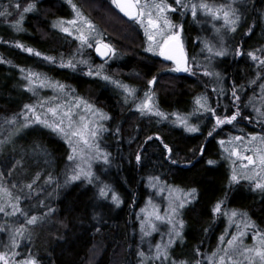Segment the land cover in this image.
<instances>
[{"label": "trees", "instance_id": "16d2710c", "mask_svg": "<svg viewBox=\"0 0 264 264\" xmlns=\"http://www.w3.org/2000/svg\"><path fill=\"white\" fill-rule=\"evenodd\" d=\"M19 2L22 10L29 0ZM9 3L15 4L16 0H0V10ZM73 3L94 23L101 34L99 40L112 44L116 54L109 57V62L108 59L98 61L93 47L80 48L76 33L69 35L53 27L61 18L67 21L75 15L68 0H36L37 10L25 14V31L22 32H17L0 17V128L14 115L20 120L24 105L35 103L33 91L24 87L28 83L25 79L27 72L21 69L38 71L49 81L65 85L73 100L83 98L109 117L105 120L107 131L101 134V142L104 150L111 154V164L105 172L99 173L103 174L102 180L120 195L122 203L117 207L110 201V196L108 199L99 198L96 184L72 181L65 185L69 170L73 168V163L68 160L70 146L51 129L33 124L14 135L0 152V167L6 162L36 158L41 178L34 191H26L30 198L22 202V207L27 209L30 203L38 202L29 215L47 212L39 201H44L52 192L50 200L45 203L55 211L34 226L36 235L30 240L32 242H21L16 251L21 256L31 251L40 264H139L138 211L148 196L146 178L151 175L184 192L196 189L195 199L179 215L185 221V227L183 243L178 241L173 245V256L177 260L199 259L195 252L197 248L205 255L216 251L219 237L224 234L228 222L226 216L212 213V207L218 201H224L226 210L246 212L264 231V193L254 191L247 180L230 183L233 167L241 175L244 170L237 163H229L231 156L226 151L227 147L231 149L232 136L264 134V123L259 122L251 105L243 110L244 117L251 114V122L238 118L237 122L221 125L214 131L215 119L210 113L191 115L193 124L200 128L198 132H188L173 122L175 115L193 113L197 107L195 98L202 94L208 95L209 103L218 108L221 116L231 115L235 110L232 106L233 85L240 86L244 103L250 97L261 96L260 85L264 80L256 76L257 65L247 53L264 47V0H244L241 19L228 40V54L222 56L221 63L216 66L223 77L222 85L216 77L204 75L205 65L200 62H196L199 66L194 68L195 75L172 71L171 60L146 51L148 44L144 30L138 22L121 15L111 0H73ZM18 15L16 13L11 20L17 19ZM169 18L175 25H183L186 54L197 60L202 51L201 29L190 10L183 16L179 12L170 13ZM96 40L91 43L95 44ZM17 41L43 55L38 57L25 52L16 46ZM237 47L243 51V56L234 54ZM78 49L84 58L90 60L94 70L97 65L105 64L103 75L134 87L137 102L145 97L146 92H154L155 104L168 114V119L141 116L131 100L124 102L122 89L102 76L87 75L90 66L77 64L75 70L62 67L61 61L72 60ZM256 54L264 55L259 51ZM44 56L54 57L55 63L45 60ZM260 71L264 75V69ZM153 77L156 81L149 85L148 81ZM252 79L257 83H249ZM220 87L224 88L223 95L214 91ZM210 131L211 136L208 135ZM149 136L153 139L147 140ZM221 140L225 141L223 146ZM164 144L173 149L172 153L167 152ZM138 152L142 154V162L136 160ZM209 159L216 163L208 164ZM174 160L178 162L173 163ZM34 176H29L28 182ZM49 176L52 182L45 183ZM57 184L61 187L57 188ZM17 216L7 222L9 227L22 221ZM6 240L8 243L0 241V251L11 250L5 248V243H10L8 232Z\"/></svg>", "mask_w": 264, "mask_h": 264}, {"label": "snow or ice", "instance_id": "6c2138e0", "mask_svg": "<svg viewBox=\"0 0 264 264\" xmlns=\"http://www.w3.org/2000/svg\"><path fill=\"white\" fill-rule=\"evenodd\" d=\"M68 3L71 5L75 17L72 20L65 21L63 18L54 22L53 27H58L64 33L69 35L74 34L78 31L79 35H76V39L80 41V48L83 49L85 46L88 48L95 47L96 53L99 56L109 58L116 54L115 47L104 42L102 39L96 40L95 44L91 43L95 39L96 35H101L96 32V26L94 23L86 17L83 12L80 10L76 3H73V0H68ZM234 3V0H233ZM233 3H221L219 5H210L201 0L200 3H189L186 0H173L172 3H169L168 0H158L152 4L148 3V0H111V4L114 5L120 12L130 19L138 22L141 27L144 28L145 35L149 42L146 51L155 52L159 49V55L165 57L167 60L175 62V67L172 71L176 72H191L195 75L194 68L199 66L196 64L195 57H188L185 52L184 45L182 42V32L183 25H175L173 21L169 18L170 13L179 12L181 16L185 14L186 11L190 10L193 18L195 19L198 15V11H203L206 15H210L212 19L219 20L223 19L224 24L222 27L227 28L231 32L236 31V26L238 21L241 19L239 15V9L233 6ZM10 9H15L11 11ZM37 10L36 0H29V2L23 6L21 10V4L19 0H16L15 4L9 3L0 10V17H3L6 22L10 24L17 32L25 31L23 28V22L25 20V14L31 13ZM19 13L18 18L11 20L10 18ZM145 17H147V25H145ZM65 23L69 27H65ZM80 24V28L75 26ZM213 28L216 32L219 43V47L215 43L209 42L207 40L201 41L203 43V51H207L209 54L205 57L206 60L211 61L215 57H222L228 54V49L223 46V35L220 33V29ZM179 29V30H177ZM252 29L249 28V32ZM157 36L160 37V40H157ZM199 40V38H197ZM216 39V37H214ZM162 41V43L160 42ZM16 46L23 49L25 52L34 54L35 56L43 55L41 52L35 50L32 47L26 46L25 44L17 41ZM79 51V49H78ZM259 51L264 53V47L257 49L255 51H249L247 56L256 63L257 73L256 76L264 80V75H261V69H264V55L258 56L256 52ZM236 56H243V51L237 47L235 53ZM44 59L55 63V58L52 56H44ZM191 61V62H190ZM5 63H11V61H4ZM80 64H89V61L86 59H81L78 61ZM62 67H68L76 69V63H73L72 60H68L66 63L61 61ZM104 65H97L95 70L90 66L88 72L86 73L89 76H102V79L109 81L116 85V87L122 89L124 95V102L128 103L131 100L136 107V110L139 111L141 116H151L155 115L161 119H168V114L161 111L158 105L155 104L154 92H146L145 97L139 102H137L136 89L131 87L119 80H114L110 75H102V70ZM22 72H27L25 79L28 81L24 87L28 88L29 91L34 90V86L39 83L42 87H52L54 89L63 90L65 85L59 82H51L46 76H42L40 73L33 72L31 70L21 69ZM204 75L214 76L221 85L223 84L222 74L216 71H209L208 67H204ZM156 77H153L148 81L149 85L155 83ZM251 84H256L257 80L252 79L249 81ZM261 96L256 97L255 99L249 98L247 103L242 102V96L240 95V86L233 85L232 87V98H233V107L235 108L232 111L231 115H219L218 108H213L209 103V97L206 94H202L195 98V105L197 106L193 113L189 115H196V113H210L215 119V124L213 126V131L215 128H219L221 125H230L238 121V118L248 119L250 122L252 120L251 114L248 117L243 116V110L246 109L249 104L252 106L253 112L259 119V122L264 123V83L260 85ZM218 91L219 95L224 94V88L220 87L219 89H214ZM257 101L262 105L257 107ZM83 104L85 111L90 112L92 116H95L94 120H87L85 116H80L79 121L74 119L75 114L77 113L80 105ZM40 107H43V103H40ZM67 108V111H62V109ZM47 113H51L52 117H58L56 120L50 122ZM47 113L43 116L37 112V106L32 104H25L24 108L21 110L20 116L23 117V123H20L17 116H13L5 120L6 124H20L18 128H15L14 131L10 132L9 136L5 140L0 141V149L3 145L11 140V137L20 133L26 128H29L33 124L43 125L45 128L51 129L57 134L63 135L68 144L70 145L72 151L68 156V160L72 162L75 167L69 170L67 179L65 180V185L72 181H86L88 184H96L98 188V197L101 199H108L111 197L112 203L117 207L122 203L120 195L113 190L112 186L108 183H105L100 175H97L92 170V163L95 160L102 161L104 165L111 164V154L106 150L100 147L98 143L100 136L103 132L107 131L104 124L101 121L109 119L107 114L103 113L100 109L94 108L93 105L89 104L83 98H76L73 102V106L69 107L67 104L60 105L57 104L55 107H49ZM99 113V115H97ZM65 120L67 123L65 124ZM177 123L185 128L188 132H198L200 128L195 124H190L187 117L177 116ZM120 129L117 128V132ZM209 136L212 135V131L208 133ZM249 143L255 144L259 142V146L254 149L246 148V151L251 150L253 155L244 156L243 159L247 160V164H243L242 168L244 170L243 174H238L235 167H233L232 175L230 177L231 184H238L241 180H247L251 182L252 189L259 190L261 193H264V134L249 133ZM153 137H147V140H152ZM236 141H240L242 137H234ZM231 142V141H229ZM221 146L225 144L224 140L220 141ZM164 148L168 153H172L173 149L168 145L164 144ZM203 147L201 152H203ZM227 151V149H226ZM240 157V153L233 149L230 153V156ZM137 162H142V154L140 152L136 155ZM79 161V162H77ZM177 163L178 161H172ZM191 161H188L190 163ZM208 164H214L216 161L209 159ZM22 167V161L16 160L12 163V167L8 170L7 176L5 173L0 171V213L5 217H24L25 223L20 224L18 227L10 228L5 223L0 224V232L9 233L8 245H5V248H10V251H0V264H40L39 260L34 256L31 251L27 254L21 256L19 251H16L19 248L21 239L25 238L27 233L28 238L30 239L31 233L28 232V226H37L42 222L50 213H53L55 209L48 207L45 201L40 200L39 205L47 208V212L42 214H32L29 215V211L22 207V202H25L26 199L30 197H24L21 195H13V189L17 188V184L13 183L10 186L5 184V180L8 177L14 175V170ZM40 173L37 172L34 178L24 184L20 189L23 192V188H27L29 193L35 190L37 181L40 179ZM150 181L159 180V177H149ZM52 177L49 176L48 180L45 183H51ZM61 187L57 184V188ZM150 187L159 188V191H164L163 187H160L156 183H151ZM169 206L165 210L164 215L160 214L159 208L154 207L153 211L146 212V209H141V212H146L144 218H140V231L142 233L141 239L143 240L146 236H151L153 232L158 231L156 221L161 222V224L166 223L170 225L168 229V239L165 242L163 239L156 243L154 246L149 245V252L146 253L142 248L137 252L139 258V264H264V231L260 230L256 223L252 221L246 212H239L236 209L226 210L223 205L224 201H218L212 207V213L214 215H224L228 218L229 224H235L237 227V232L230 234L231 238L228 237V233L222 234L219 237L220 244L216 251L212 252L211 255H205L201 252L200 248L195 249L196 254L199 256V259L189 260L187 258L177 260L173 256V245L178 241L183 243L184 241V232L185 221L183 219L177 220L181 211L185 206L193 199H195L196 189L193 188L189 192H184L178 188H172L169 186ZM173 193L177 195L173 196ZM49 196H52V193H48ZM149 203H151V197L149 198ZM239 217V219H237ZM95 218V217H94ZM139 218V217H138ZM243 225V228H240V225ZM249 229L253 230L251 239L253 243L251 245H246L244 243V237L248 234ZM99 231V229H97ZM207 231V229L205 230ZM226 241V243H224Z\"/></svg>", "mask_w": 264, "mask_h": 264}, {"label": "rangeland", "instance_id": "374dc122", "mask_svg": "<svg viewBox=\"0 0 264 264\" xmlns=\"http://www.w3.org/2000/svg\"><path fill=\"white\" fill-rule=\"evenodd\" d=\"M152 1H155V0H148V3L149 4H152ZM142 2H143V0H142ZM186 2H189V3H200L201 0H187ZM205 2L209 3L210 5L215 6V5H219L221 3H233V0H205ZM243 5H244V0H234L233 6L235 8H237V9L240 10L239 11V15L240 16H241V12H242ZM10 10L11 11H15V9H10ZM14 16H16V15H14ZM14 16L11 17L10 19L14 18ZM74 17H75V15L72 16L69 20H72ZM144 19H145V25H147V17H145ZM195 21L197 22V24L199 25V27L201 29V39H200L201 41L207 40L209 42L215 43L217 45V47L220 46L219 43H218L219 37H217L216 32H215V30L213 28V25L215 24V28L220 29V33H221V35H223V38H224L223 39V46L228 49V40H229V37H230V35H231L232 32L229 31L227 28L222 27V25L224 24L223 19H219V20H215L214 21L210 15H206L203 11H198V15L195 18ZM239 21H238V23H239ZM263 22H264V12H263ZM64 26L65 27H69V25H67L66 23H65ZM75 27L78 29V28L81 27V25L80 24H77ZM56 28L60 30V28H58V27H56ZM141 28L144 30L143 27H141ZM96 32L100 34V32L97 29H96ZM74 33H76L77 35H79V32L78 31H76ZM99 37H100V35H96L95 36V39L99 40ZM214 37H216V39H214ZM181 38H182V36H181ZM157 40H160V37L159 36H157ZM160 42L162 43V41H160ZM182 42H183V39H182ZM147 44L149 45L148 40H147ZM183 45H184V42H183ZM86 47L87 46H85L84 48H86ZM202 48H203V43H202ZM184 49H185V45H184ZM185 52H186V49H185ZM153 53L159 55V49H157ZM208 55L209 54L207 53L206 50L203 51V52L200 51V55L197 57L196 62L197 63L198 62L203 63L205 66L208 67V70H210V71H213L214 70V71L217 72L218 70H217L216 66H219V64L221 63V60L220 59L222 57H215L211 61H208V60L205 59V57H207ZM160 57L162 58V56H160ZM72 58H73L72 59L73 63H76V65L77 64H80V63H78V61H80L81 59L88 60V58H84L81 55V51H78V54L76 56H73ZM110 60L111 59H108V62ZM88 61H89V64H81V65L90 66V64H91L90 63V60H88ZM103 65H104V68L102 70V73H103V71L105 70V67H106L105 64H103ZM174 67H172V69ZM34 72L40 73L38 71H34ZM53 83H55V82H53ZM33 93L35 95V103L32 104V105H36L37 106V112L39 114H41L42 116L45 113H47V109L49 107H55L57 104H60V105L67 104L69 107H71V106H73V102L75 101V99L73 100V98L70 97V93L65 88L61 91L59 89H54L52 87H42V86L39 85L38 82L34 86ZM253 99H255V98H253ZM41 102L43 103V107L42 108L40 107V103ZM256 106L257 107H261L262 105L260 104L259 101H257ZM67 110H68L67 108L62 109V111H67ZM47 115H48V118H49L50 122L52 120L58 119V117H52L51 116V113H47ZM97 115H99V113H97ZM80 116H85L87 120H94V119H96V117L95 116H92V114L90 112H86L85 111V108H84V105L83 104L80 105V108L78 109L77 113L75 114L74 119L76 121H79ZM177 116L187 117L189 123L190 124H193L192 116L191 115H187L186 116V115H179L178 114V115H175V117L173 118V122L176 125L181 126L179 123L176 122L177 121ZM19 121H20V123H23V117L22 116H21V119ZM101 122L103 124H105V120L104 121H101ZM66 123H67V120H65V124ZM19 126H20L19 123L18 124H13V125L6 124L5 126H2L0 128V141L5 140V138L9 136L10 132L14 131V129L15 128H18ZM58 135H60L61 137H63V139L67 142L66 138L63 135H61V134H58ZM237 136L242 137L243 139L240 140V141L234 140L233 138L234 137H237ZM249 139H250L249 136H245L243 134L242 135L232 136V140H231L232 142H231V147H230L231 149H229L227 147V151H229L228 153L230 155V153L232 152V150L235 149V150H237L240 153V157H237V156L232 155L231 157H229V160H230L229 163H231L232 165L235 164V163H237L241 167H242L243 164H247L248 163L247 160H244L243 159V157L244 156H247V155H253V152L251 150L246 151L245 149L246 148H248V149H254L255 147L259 146V142L258 141L255 144H250L249 143ZM8 143L9 142H7V143H5L3 145L2 149H0V152L3 149L6 148V146H7ZM98 143L100 144V147L102 149H104L103 148V145H102V142H101V136H100V139H99ZM11 148H12V146L8 148L9 151L11 150ZM70 149H71V147H70ZM71 151H72V149H71ZM19 160L22 161V167L14 170V175L11 176V177H8L4 182L8 186H10L13 183H16L17 184V188L16 189H13V195L14 196L15 195H21V196L27 197L28 194H27L26 191H28V189L27 188H23V192H21L20 189L23 187L24 184H27L28 183L27 178L29 176L30 177H33L38 172V162H35L36 158H32V159L31 158L30 159H19ZM77 162H79V161H77ZM11 167H12V163L10 162L9 164H7V162H6V164H1L0 171L4 172L5 173V176H7V172H8V170ZM73 167H75L74 164H73ZM107 167H108V165H104L103 162L102 161H99V160H95L92 163V170L97 175H101V179L103 177V174H100L99 171L100 172L101 171L102 172L103 171L105 172V170H107ZM149 177H158V176L151 175ZM149 177L146 178V185H147V188H148V196H147L144 204L142 205V207L138 211L139 230H140V227H141L140 226V218H144L145 215H146V212H151V211H153V208L154 207H158L159 208V211H160V214L161 215H164L165 210L169 206V190H168L169 185L165 184L160 178H159V180H156V181H150L149 180ZM83 183L87 184L86 181H83ZM151 183H156L160 187H163L164 188V191L161 192V191H159V188L150 187V184ZM171 187L172 188H175L173 186H171ZM49 193H52V192H49ZM175 195H177V193H173V196H175ZM150 197H151V203H149V198ZM50 198H51V196H49L47 194L45 196V198H44L45 199L44 201L47 202V201L50 200ZM37 205H38V202H32V203H30L28 205V208L26 210H28L29 212L30 211H33V210L36 209ZM141 209H146V212H141ZM17 215H18L17 217H19V214H17ZM30 215H32V214H30ZM10 218L11 217H5L2 213H0V224L5 223V221L8 222L10 220ZM20 218L23 221V223H25L24 217L20 216ZM176 219L179 220L180 217L178 216V217H176ZM237 219H239V217ZM20 223L17 226H15V227H18L20 225ZM156 223H157V227H158L159 230L156 231V232H153L151 234V236L144 237L143 240L141 239L142 233L140 231V244H141L140 249L142 248L146 253L149 252V245L150 244L154 246L156 243L160 242L162 239L165 242L168 239L167 233H168V229H169L170 225H167L166 223L161 224V222H159V221H156ZM10 228H14V227L12 226ZM240 228L241 229L243 228V225L242 224L240 225ZM237 230L238 229H237L236 225L235 224L230 225L229 224V220H228L227 226H226V230H225L224 234L225 233H228L229 235H228L227 238H231V235L230 234L236 233ZM28 232L31 233L30 239L28 238L27 233H26L25 238L21 239V242H29L31 239H34V237L36 235V230L34 229V226H28ZM252 234H253V230L249 229L248 234L244 237V243L246 245H251L253 243V241L251 239ZM0 241L1 242H7L8 243V241L6 240V232H0ZM30 242H32V241H30ZM224 243H226V241ZM5 245H6V243H5Z\"/></svg>", "mask_w": 264, "mask_h": 264}, {"label": "water", "instance_id": "95a60500", "mask_svg": "<svg viewBox=\"0 0 264 264\" xmlns=\"http://www.w3.org/2000/svg\"><path fill=\"white\" fill-rule=\"evenodd\" d=\"M118 11H119V9H117ZM120 12V11H119ZM120 14L121 15H123L125 18H127L128 20H130V21H134V20H132V19H130L129 17H127V16H125L122 12H120ZM93 54L95 55V57H96V59L98 60V61H105V59L106 58H104V57H101V56H99V54L98 53H96V51H95V47H93ZM162 58H164V59H166L165 57H162ZM107 59H109V58H107Z\"/></svg>", "mask_w": 264, "mask_h": 264}, {"label": "flooded vegetation", "instance_id": "af4514ba", "mask_svg": "<svg viewBox=\"0 0 264 264\" xmlns=\"http://www.w3.org/2000/svg\"><path fill=\"white\" fill-rule=\"evenodd\" d=\"M173 62V67L175 66V62L174 61H172ZM178 73H185V72H183V71H180V72H178Z\"/></svg>", "mask_w": 264, "mask_h": 264}]
</instances>
